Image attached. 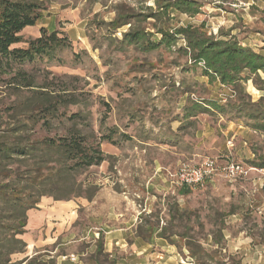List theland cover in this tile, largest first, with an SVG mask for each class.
Masks as SVG:
<instances>
[{
	"label": "rangeland",
	"instance_id": "1",
	"mask_svg": "<svg viewBox=\"0 0 264 264\" xmlns=\"http://www.w3.org/2000/svg\"><path fill=\"white\" fill-rule=\"evenodd\" d=\"M41 1V18L24 28L22 42L10 49H25L40 29L58 32L67 45L31 61L0 57V140L17 124H24L30 139L55 138L76 128L88 143L98 142L104 161L70 172L66 188L80 190L81 197H46L45 204L40 198L43 206H57L53 221L59 229L51 233L44 226L26 230V220L24 234L15 237L20 243L12 242L8 227L17 202H0V264H199L185 240L174 236L171 245L151 233L152 227L167 233L171 228L199 244L208 255L203 264H264V168L254 167L264 165V136L229 111L186 116L194 103L233 100L230 88L202 76V65L180 50L185 48L180 36L171 48L141 52L121 42L128 25L109 31L106 24L117 5L144 16L158 11L153 0ZM192 1L199 6L194 16L169 9L141 27L158 40L152 24L169 33L191 26L217 39L233 38L264 56V0ZM26 81L33 85L26 87ZM245 92L256 94L250 81ZM42 107L56 109L53 119L46 117L49 124L23 120L22 114ZM230 125L248 131L231 138ZM208 158L217 168L242 165L247 174L230 183L218 173L194 188L168 180L167 171ZM25 168L2 161L0 183L8 180L18 188ZM64 206L74 207L72 219L65 217ZM49 234L52 245L25 244L26 236L47 240Z\"/></svg>",
	"mask_w": 264,
	"mask_h": 264
},
{
	"label": "trees",
	"instance_id": "2",
	"mask_svg": "<svg viewBox=\"0 0 264 264\" xmlns=\"http://www.w3.org/2000/svg\"><path fill=\"white\" fill-rule=\"evenodd\" d=\"M153 1L158 11L149 12L144 16L134 14V10L125 4L117 5L115 16L106 24L109 31L115 32L128 25V30L122 34L121 42L126 46H134L141 52L155 51L160 47L171 48L180 36L185 45V48L180 50L188 54L194 64L202 65V76L206 77L209 83L218 82L230 88L234 95V99L227 100L225 104L213 100L203 104L194 103L187 110L186 116L205 113L208 109L221 115L229 111L234 117L245 120L251 131L264 136V56L249 48H242L233 38L217 39L191 26L169 33L152 24L155 33L160 36L158 40H152L153 34L141 27L142 21L148 18L157 20L159 15L165 14L169 9L191 16L199 12V6L192 0ZM42 5L41 0H0V57L5 58L7 62L31 61L36 56L51 55L55 49L67 45L66 38L58 37V32L48 33L45 29H40V36L29 41L25 49H10L12 45L22 42L20 32L26 27L34 26L41 18L44 10ZM248 81L256 90L254 96L245 92V84ZM32 85L31 81H26V87ZM35 111L37 113L22 114L23 120L32 124L41 122L43 126L49 124L46 117L53 119L56 115V109L46 107L37 108ZM17 122L21 123L20 118ZM12 127L6 130L8 136L0 140V164L2 161L24 163L26 168L20 178L24 184L15 188L13 182H1L0 202L7 205L12 201L17 202V206L14 205L12 210L16 212L11 216L13 224L8 230L12 231L9 239L20 243L15 237L25 232L26 211L38 209L40 198L52 197L54 201H60L81 197L80 190L66 188L70 172L98 166L104 161V156L98 142L88 143L89 137L82 135L76 128H68L66 134L55 138L30 139L24 124ZM254 165L264 168L263 164ZM5 177L8 179L10 176L8 174ZM150 230L171 245H175L170 240L174 236L185 240L184 247L190 257L199 264L204 263L203 256L208 257L199 244H193L183 233L172 232L171 228L167 233L165 227H152ZM137 237L145 239L140 234Z\"/></svg>",
	"mask_w": 264,
	"mask_h": 264
},
{
	"label": "built area",
	"instance_id": "3",
	"mask_svg": "<svg viewBox=\"0 0 264 264\" xmlns=\"http://www.w3.org/2000/svg\"><path fill=\"white\" fill-rule=\"evenodd\" d=\"M215 162V160L208 158L197 166L182 163L176 170L167 171V178L177 187L194 188L212 179L213 175L218 173L225 181L233 183L237 179L244 177L248 171V168L234 163L217 168Z\"/></svg>",
	"mask_w": 264,
	"mask_h": 264
},
{
	"label": "crops",
	"instance_id": "4",
	"mask_svg": "<svg viewBox=\"0 0 264 264\" xmlns=\"http://www.w3.org/2000/svg\"><path fill=\"white\" fill-rule=\"evenodd\" d=\"M230 129H233V130H231L232 132V137L231 138H234V137H238V135L240 134V133H243L244 132V130H246L245 128H243V126H240V125H230L229 127H228V130H230ZM246 131H248V130H246ZM230 142V141H229ZM231 143V142H230ZM229 143V144H230ZM44 199V204L47 202V199L48 198H46V197H44V198H42V200ZM52 206V207H51ZM57 206H53V205H47V206H43L42 204H40V202H39V205H38V209H32V210H30L29 212H28V219H27V228L28 229H26V230H31V231H37L41 226L43 227H45L46 229H47V231H49L50 233H51V231H53V230H55V229H59L58 228V223H54V222H56V221H53V217H57L58 215H59V213L56 211L57 210V208H56ZM48 209V210H47ZM64 210H68V212H67V214H65L66 216V218H68V217H70V219H72V217L73 216H71V215H74L73 213H74V207L73 206H64L63 207V211ZM68 215V216H67ZM74 219V218H73ZM73 221V220H72ZM56 224H57V227H56ZM48 236V239L47 240H45V238H37L36 237V239H32V238H28L27 236H26V238H25V244L28 246V247H30L31 245H32V247H34L33 245H40V246H45V245H52L53 244V241L51 240V234H49V235H47ZM46 241H48V242H46ZM50 241V242H49ZM31 245H30V244ZM30 246H29V245ZM42 252H45V250H41V253ZM107 253H111V252H109V251H107ZM64 257H66L65 255H61L60 256V258H64ZM111 257V256H110ZM58 264H60V263H58Z\"/></svg>",
	"mask_w": 264,
	"mask_h": 264
}]
</instances>
